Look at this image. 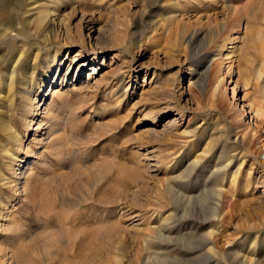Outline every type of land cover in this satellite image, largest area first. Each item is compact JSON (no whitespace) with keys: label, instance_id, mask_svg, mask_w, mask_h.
Returning <instances> with one entry per match:
<instances>
[{"label":"rangeland","instance_id":"374dc122","mask_svg":"<svg viewBox=\"0 0 264 264\" xmlns=\"http://www.w3.org/2000/svg\"><path fill=\"white\" fill-rule=\"evenodd\" d=\"M9 1L21 40L0 44V77L25 51L18 77L39 110L23 97L8 111L0 80V146L9 155L7 133L20 135L16 172H31L28 198L6 203L0 187V264H264V0ZM175 3L183 17L165 23ZM49 10L66 46L41 90L59 51L34 34Z\"/></svg>","mask_w":264,"mask_h":264},{"label":"bare ground","instance_id":"6f19581e","mask_svg":"<svg viewBox=\"0 0 264 264\" xmlns=\"http://www.w3.org/2000/svg\"><path fill=\"white\" fill-rule=\"evenodd\" d=\"M4 1L6 2V0H4ZM26 1H28V0H10L9 3L11 4V7L14 8V7H17L18 4H21V3L23 4ZM215 1L216 0H206V2H207L206 4H208V3L212 4ZM1 2H2V0H0V44L1 45H6V46L9 47L12 41H16V43H17L18 40H21V38L16 36L15 34H13L11 28L8 26L7 23H5V21H4L3 17H2L4 13L2 12V9H1V6H2L1 4H3V2L2 3ZM173 6L174 7L171 8V11H169L167 13V18L164 20L165 23H169L170 24V23L178 21L179 19H181L183 17V15H181L182 10L180 9L179 3H175ZM14 9H16V8H14ZM10 12H12V11H10ZM24 12H25V10H24ZM56 16H57V14L55 12H52V11L49 10L47 13H44L43 16H40V18L38 17L37 18L38 21H36L37 19L35 20V22H36V25H35L36 26L35 27V29H36L35 32L36 33H34L35 36H36V34L38 36H40V35L43 36L44 35V40L46 42L52 41L59 47V49H58L59 51H56V53H55V55H54V57L52 59V62L49 64L48 69L39 71V75L41 76V79L38 81L39 82L38 84L40 85V89L41 90L45 86L46 81H47V79H48V77L50 75V72H52V70L55 68V65L58 63L57 56H60V54L62 53L60 51V49L63 48L64 46H66L65 44H64V46H62L63 43L60 42L62 34H61V31L58 28V23H57V18L58 17H56ZM239 18H240V16H237V26L240 28L241 25H242L241 24L242 21L239 20ZM24 19H25V17H24ZM242 31H244V26H242ZM234 33L235 34H231V35L228 34L229 36H227L224 39V41H223V43H222V45L220 47L221 50L225 47L227 42H232V41L236 40L235 35H237V34H236V32H234ZM34 34H33V36H34ZM91 51H92V48H91ZM7 55H8V52L7 53L6 52L2 53V54L0 53V68L3 65L4 61L6 60ZM24 55H25V51H23L22 49L19 48L18 49V55L15 57L16 59L13 58V60L11 61L9 67H7V69H5L3 78L0 77V80L3 82V83H1V85L5 86V89H6L7 95L5 97L9 101V104H8L9 109H8V111H11L13 108H15L16 100H20V99H22L24 97V100L26 102V104H25L26 108L25 109L26 110L28 109L30 111V114H34L35 112H38L39 106L36 105V99L32 98V91L29 88V85H30L29 80H30L31 77H26L25 75H24L25 77H18V74H20L19 73L20 66L22 64ZM90 55L94 56L92 58V62L93 63L96 62L97 53L94 52V53H92ZM84 66L85 65L79 66L78 67V71H80V70L82 71ZM207 69H208V67L205 68V71ZM32 70H34V69H32ZM91 72H92V74L95 73V67L91 68ZM122 81L123 80L120 79L119 82L121 83ZM57 92L58 91H56V90L52 91V98L57 95ZM17 95H19V96H17ZM2 96L3 95L1 94V91H0V97H2ZM8 111H6V109H5V112H0V124H1V126L5 127V131L10 130V128L7 125V121H6L7 116H8ZM29 111H28V113H25V114L29 115ZM256 114H257V111H255L254 116H252V117H255ZM243 116H245V114H243ZM252 117H251V119L249 118V121L252 120ZM42 118H44V117H42ZM32 121L33 120L28 121L26 118L22 119V124L25 127L26 134L29 132L30 129H32V124H34V123H32ZM44 122H47V124H48L46 126V128L49 130L48 132L52 131L54 125L53 126L49 125L48 122H50V121L49 120L47 121V119H45V121L44 120L41 121V123H39V126L44 124ZM7 135L11 138V146H13V148H11L10 154L8 155L9 149L1 148V146H0V156L2 158L3 165H4L5 169L7 170V175H8V176H3V175L0 174V182H2L0 184V187L4 188L5 190L8 191V193L11 194L10 196H6L5 202L6 203H8V202L9 203H14V201H16L17 199L28 198L27 194H26V191L28 190L27 187H28V183H29L28 175H30L31 172H29L28 174H26L24 171L20 172V173L16 172L17 170H16L15 167L17 166L19 168L20 165H21V163L19 165H17V163H16L18 161L17 155L20 153L21 150L24 149L23 148V144H22V138L17 133H12L10 131L7 133ZM249 137L250 136H248V130H244L240 134L238 142L241 143V144H244V143H246L248 141ZM36 141H37V143L38 142H40V143L43 142L42 139L36 140ZM220 158H222V157H220ZM19 161H21V160H19ZM243 163L244 162L242 161L241 164L239 165L238 169L235 171V173L231 174L232 182L236 181L237 176L239 174L240 166H242ZM230 164H231L230 162L227 163L225 161H220V164H219V167L217 168V171H220V172L222 171V172H224V175H225L226 172L228 171V168H229ZM257 164H260V163L258 162ZM260 165H261L260 169H262L261 172H262V174H264V162L261 163ZM262 190H263L262 194L264 195V188ZM214 192L219 194V191H217L216 189H214ZM9 199L11 201H9ZM3 203L4 202H2V203L0 202V233H2V231H3L2 227L4 226V225H2V223H3V215H2L1 212L4 211L6 206L8 205V204H3ZM6 218H7V216H6ZM35 220H37V219H35ZM6 221L10 222L9 219H6ZM11 225H13V223H11ZM23 231L19 227L16 228V229H13V236H15L17 238H22L25 235ZM14 262H15V256H13V254H8L7 255V263L8 264H14Z\"/></svg>","mask_w":264,"mask_h":264}]
</instances>
